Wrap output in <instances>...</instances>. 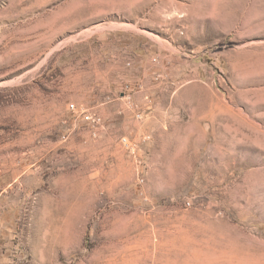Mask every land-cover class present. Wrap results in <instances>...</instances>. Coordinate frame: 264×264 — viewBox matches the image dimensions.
<instances>
[{"label": "rangeland", "instance_id": "rangeland-1", "mask_svg": "<svg viewBox=\"0 0 264 264\" xmlns=\"http://www.w3.org/2000/svg\"><path fill=\"white\" fill-rule=\"evenodd\" d=\"M0 264H264V0H0Z\"/></svg>", "mask_w": 264, "mask_h": 264}, {"label": "built area", "instance_id": "built-area-1", "mask_svg": "<svg viewBox=\"0 0 264 264\" xmlns=\"http://www.w3.org/2000/svg\"><path fill=\"white\" fill-rule=\"evenodd\" d=\"M137 92H142V86L140 84L136 85L135 87L129 84H124L121 88V93H122L121 97L128 104V107L133 109L134 116L136 117V119L141 120L145 114L144 112L146 110L147 111L150 110L152 105H151V101L148 99V97H146L145 100L147 102L144 105V109L138 108V106L132 102V97L134 93ZM69 109L72 112H75V107L73 105H71ZM81 116L83 120L86 122V124L89 126V128L91 129L93 137H96V132L98 128L102 125L101 117L96 113H91V112H84L81 114ZM146 138L144 140H147ZM119 144L133 159H137L138 157L137 154L139 150L138 143H133L132 141L129 140L128 137L123 136L120 138ZM138 183L142 185L144 183L143 178H140L138 180Z\"/></svg>", "mask_w": 264, "mask_h": 264}]
</instances>
